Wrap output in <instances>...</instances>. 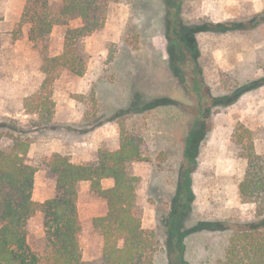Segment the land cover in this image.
I'll list each match as a JSON object with an SVG mask.
<instances>
[{"label":"rangeland","instance_id":"374dc122","mask_svg":"<svg viewBox=\"0 0 264 264\" xmlns=\"http://www.w3.org/2000/svg\"><path fill=\"white\" fill-rule=\"evenodd\" d=\"M50 2L57 6L60 0ZM107 2L105 26L84 40L89 55L85 73L56 72L51 85L53 117L32 131L36 138L29 146L27 161L34 163L55 152L76 164L92 161L99 150L119 148L121 121L128 130L139 133L145 157L127 167L139 177L136 199L143 211L142 226L153 232L157 242L154 264H170L169 233L175 225L181 231L191 229L183 238L187 263L210 262L224 252L230 231L197 225L242 222L255 215V205L239 194L246 159L231 137L241 123L251 129L255 150L264 153V83L228 105H211L209 99L264 79V20L252 28L198 34L199 64L206 85L202 92L207 96L201 108L197 94L177 80L169 64L164 28L167 0ZM25 3L0 0V117L14 118L30 129L41 121L26 108L45 78L43 58L62 51L67 26H77L80 20L55 25L44 41L35 43L28 38L29 26L21 22ZM181 6L183 16L191 20L247 22L264 10V0H183ZM109 52L114 55L111 61ZM136 94L138 108L154 99L168 103L116 117L130 107ZM195 122H204L205 131L200 129L188 137ZM112 184L111 178L101 180L103 188ZM54 190V174L37 170L33 200L42 202ZM77 191L79 244L83 259L92 260L100 256L103 246L93 220L105 215L107 207L90 189L89 181L79 182ZM42 236L37 211L27 223V242L37 244Z\"/></svg>","mask_w":264,"mask_h":264},{"label":"trees","instance_id":"16d2710c","mask_svg":"<svg viewBox=\"0 0 264 264\" xmlns=\"http://www.w3.org/2000/svg\"><path fill=\"white\" fill-rule=\"evenodd\" d=\"M182 3L183 0H167L164 28L168 59L177 80L197 94L202 108L207 96L202 92L206 85L199 64L198 34L252 28L264 20V10L247 22L199 21L183 16ZM107 14V0H60L57 6L50 0H26L21 22L29 26L28 38L32 42L44 41L57 24L67 25L74 18L79 19L80 24L67 26L62 51L58 55L43 58L41 71L45 78L26 108L41 121L27 129L14 118L0 117V264L155 263L157 242L153 232L142 226L143 211L136 199L139 177L130 173L127 167L129 162L145 159L138 132L128 130L119 121V148L99 150L97 158L87 163L76 164L58 152L43 156L34 163L27 161L29 146L36 138L32 131L51 122L53 117L55 103L51 99V85L56 72L66 69L77 76L85 73L89 55L84 40L103 29ZM113 57V52H109L108 60ZM261 83L264 79L242 84L222 96L210 95L209 100L211 105H228ZM138 101L139 95L136 94L130 107L118 112L116 117L168 103L166 99H154L138 108ZM203 123L195 122L188 137L200 129L204 132ZM231 140L246 159L239 194L244 201L255 205V215L252 220L242 222L198 224L196 228L230 231L222 255L203 264H264V153L255 150L251 129L241 123L235 126ZM185 153L188 154L187 149ZM39 169L55 176L54 194L42 202L32 198L34 175ZM187 173L188 169L185 177ZM103 178L113 179V185L103 188ZM81 181H89L90 189L105 201L107 207L105 215L93 220L103 238V246L100 256L92 260L83 259L79 244L77 186ZM37 211L42 218L43 236L37 244L30 245L27 223ZM190 231H181L176 225L170 228V264H188L183 255V238Z\"/></svg>","mask_w":264,"mask_h":264},{"label":"crops","instance_id":"0c3cea01","mask_svg":"<svg viewBox=\"0 0 264 264\" xmlns=\"http://www.w3.org/2000/svg\"><path fill=\"white\" fill-rule=\"evenodd\" d=\"M103 179H106V180H107L108 178H103ZM112 180H113V179H112ZM112 185H113V184H112Z\"/></svg>","mask_w":264,"mask_h":264}]
</instances>
